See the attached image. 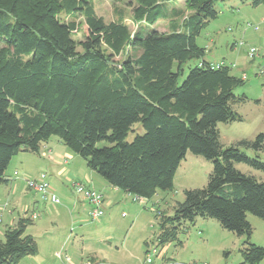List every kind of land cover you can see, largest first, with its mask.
<instances>
[{"label": "trees", "instance_id": "trees-1", "mask_svg": "<svg viewBox=\"0 0 264 264\" xmlns=\"http://www.w3.org/2000/svg\"><path fill=\"white\" fill-rule=\"evenodd\" d=\"M135 1L134 18L146 26L132 33L124 22L98 16L93 0H0V183L9 181L16 154L39 153L57 135L110 185L152 198L172 188L190 151L211 160L213 170L204 187L185 190L173 215L157 210V246L178 239L184 222L208 217L244 236V263L259 264L264 247L252 242L248 213L264 219V180L236 163L264 171V131L222 144L218 124L243 120L235 105L248 99L236 93L245 82L230 66L206 60L196 40L218 16L216 2L226 0H185L192 12L169 32L149 26L183 15L169 8L173 0ZM60 8L85 17L84 39L74 38L77 24L62 20ZM126 47L139 53L117 62ZM193 60L199 62L185 75ZM137 123L144 133L129 141ZM32 220L20 218L6 229L0 264L38 251L26 233Z\"/></svg>", "mask_w": 264, "mask_h": 264}, {"label": "rangeland", "instance_id": "rangeland-1", "mask_svg": "<svg viewBox=\"0 0 264 264\" xmlns=\"http://www.w3.org/2000/svg\"><path fill=\"white\" fill-rule=\"evenodd\" d=\"M93 4L98 16L107 22L122 21L132 33L141 25L146 26L144 21L134 18V8L137 5L135 0H93ZM168 6L171 10H182L183 15L175 19H160L149 26L151 29L169 32L173 24H180L183 17L192 12L185 0H173ZM215 6L218 16L204 27L196 39L197 43L206 49V60L215 65H228L233 74L243 78L245 84L236 88V93H245L248 98L235 105L243 120L218 124L221 142L224 146H229L242 138L253 139L264 131V3L253 5L241 0H226L217 1ZM58 15L67 22L75 21L77 29L74 31V38L78 41L84 39L87 32L84 16L61 8ZM252 47L256 48L253 57L250 55ZM138 53V49L126 47L122 54L115 56V60L118 62L127 54ZM197 62L199 61L193 60L187 64L185 75L189 65ZM137 133H144L140 123L134 125V130L127 139L133 140ZM44 142L54 147L56 144L64 146L73 158L67 166L77 170L79 177L85 176L84 171L92 170L87 166L86 160L68 148L57 135H52ZM105 143L101 142L100 145ZM247 153L255 155L252 150H247ZM36 158L34 152H19L12 158L6 176L12 182L15 181V170L32 165ZM262 159L264 160V155ZM33 166L39 165L35 163ZM236 167L264 180L262 170L245 163H236ZM212 170L211 160L188 151L176 172L172 188L158 189L152 198L140 200L122 189L116 192L103 189L102 193L112 200V204L104 203V214L98 219L90 216L92 205L72 189L67 177H51V183L61 199V203L57 205L42 199L40 194L27 188L25 182L21 187L22 197L19 202L1 208L0 230L3 231L12 217L18 218L19 214H23L22 206L29 200L40 198L46 205L41 207L40 215L26 229V233L35 238L38 251L22 257L17 264H62L60 253L68 254L75 262L96 258L107 264H140L148 247L157 245L159 241L160 220L157 210L173 215L176 203L185 198V190L204 187ZM92 172L98 178L97 184L94 182L98 190L102 189L100 184H109L99 173L94 170ZM6 193L0 190L1 197ZM9 210L14 213L11 214ZM248 220L253 227L252 242L264 247V219L248 213ZM4 239L5 235L0 231V240ZM244 240V236L224 229L216 219L199 216L195 222H184L178 239L159 246L161 250H165L166 257L161 259L155 256L154 261L156 264H190L198 261L209 264H248L244 263L241 253ZM261 264H264V259Z\"/></svg>", "mask_w": 264, "mask_h": 264}, {"label": "crops", "instance_id": "crops-1", "mask_svg": "<svg viewBox=\"0 0 264 264\" xmlns=\"http://www.w3.org/2000/svg\"><path fill=\"white\" fill-rule=\"evenodd\" d=\"M71 156H72V154H70V152L67 151L64 148V146H61V144H56L54 147V146L49 145L47 142L42 143L40 146L39 153H35V157H37L35 163H36V165H39V166L34 167L33 165H35V163H33L32 165H25L26 167H23L19 171L15 170V172L18 171L19 174L21 175V176L15 175V172H14V175L16 176L15 181L12 182V179L8 178L9 181L7 183H1L2 186H0V190L1 191L4 190L7 193L2 197L0 195V214H2L1 208L5 207L6 205H9L11 203L17 204L19 202V200L22 197L21 196V187L26 182V178L37 177L42 172H45L47 174V178H48L52 188L56 192H57V189L52 185L51 177L52 178L58 177V176H64L65 178L67 177L66 180L70 183L72 189H74L72 185H73V182H75V181H82L86 185L96 188V186L94 185V182L97 184L96 180H98V178L95 176L94 172H92L93 170L84 171L83 174L85 176L82 178V177L78 176L80 173L77 170L73 169L70 166H67L68 163H70L69 160L71 161V158H72ZM74 159H76V158H74ZM33 169H35V170H33ZM72 175H73V177H72ZM100 185H102V189L101 188L99 189V191H101V192L103 189H106V188L112 192L113 191L114 192L119 191V188L114 187L110 184L104 183V184H100ZM27 188H28V186H27ZM104 198H105V203L112 204V200H109L105 195H104ZM28 204H31V205H28ZM45 205L46 204L43 203L40 200V198H34V199L29 200L28 203H26L25 205L22 206L21 210H22L23 214L22 215L19 214L18 218L12 217L11 220L8 223H6V226L4 227L3 231L0 230L1 234L3 233L5 235L6 229L8 227H14L20 218H24V217L31 218L32 217L31 215L33 213H38V215H40L41 207L45 206ZM55 205H57V204H55ZM47 207H49V206L47 205ZM9 211L11 214L14 213L13 210L12 211L9 210ZM164 251L165 250L163 249L162 250L163 259H165V257H166V252H164ZM88 259H96V258H88ZM85 260H87V259H84L80 262H75V261L74 262L76 264H81ZM259 264H261V262Z\"/></svg>", "mask_w": 264, "mask_h": 264}, {"label": "built area", "instance_id": "built-area-1", "mask_svg": "<svg viewBox=\"0 0 264 264\" xmlns=\"http://www.w3.org/2000/svg\"><path fill=\"white\" fill-rule=\"evenodd\" d=\"M256 51V48L252 47L250 49V55L251 57L254 56V53ZM221 64L216 65L219 67ZM19 172L16 171L15 175H18ZM26 183L28 187L35 191L36 193L40 194L42 199L52 203V204H59L61 202V199L59 195L56 193V191L52 188L48 178L47 174L45 172H42L37 177L32 178H26ZM73 188L74 190L81 194L85 199L88 200V202L92 205V208L89 210L90 216L93 219H98L104 214V203L105 198L101 191L97 190L94 187L86 185L82 181H75L73 182ZM138 199L142 200V197L137 196ZM32 219H36L39 215L38 213H33L31 215ZM0 222H2V215L0 214ZM62 258V264H76L74 260L69 256L68 254L62 255L59 254ZM161 257L163 259L162 250L159 248V246H150L147 249V254L144 258V260L140 264H156L154 261V257ZM81 264H107L103 260L100 259H87ZM169 264V263H168ZM190 264H209L206 261H198L193 262Z\"/></svg>", "mask_w": 264, "mask_h": 264}]
</instances>
